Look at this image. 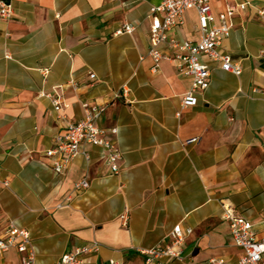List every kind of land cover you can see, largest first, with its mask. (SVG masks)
<instances>
[{"label":"crops","instance_id":"obj_1","mask_svg":"<svg viewBox=\"0 0 264 264\" xmlns=\"http://www.w3.org/2000/svg\"><path fill=\"white\" fill-rule=\"evenodd\" d=\"M0 2L14 10L10 20L0 18V237L12 223L28 231L36 264H60L94 243L100 250L87 264H145L142 251L166 244L180 225L192 230L182 258L163 264H238L243 252L224 206L258 230L264 218V0L212 1L216 14L250 4L232 18L221 46L242 74L210 63L209 88L185 109L192 81L168 61L154 69L148 56L149 11L162 0ZM125 24L136 26L133 34L116 35ZM173 35L199 39L196 10ZM46 95L60 100V114ZM83 101L107 105L98 124L122 152L118 174L92 145L84 147L90 160L78 156L63 176L43 165L65 131L60 115L78 122ZM193 137L199 142L187 145ZM82 179L89 188L75 191ZM21 257L12 248L0 264H21Z\"/></svg>","mask_w":264,"mask_h":264},{"label":"built area","instance_id":"obj_2","mask_svg":"<svg viewBox=\"0 0 264 264\" xmlns=\"http://www.w3.org/2000/svg\"><path fill=\"white\" fill-rule=\"evenodd\" d=\"M213 0H162L159 5L152 6L149 11L151 19L150 47L148 56L154 62V69H158L161 61L172 63L182 76L192 81L191 88L183 96L181 106L183 109L193 107L198 103L197 94L207 90L211 83L210 63H217L220 68L235 76L242 74L239 63L233 62L231 56L221 49L222 43L230 36L232 18L239 12L245 11L250 4H229L226 10L216 14L212 7ZM130 4L137 0H126ZM194 9L198 16L199 39L195 42L179 40L174 35V30L184 24V15L188 10ZM264 15V10L259 12ZM14 15L10 4L0 2V18L10 20ZM136 26L125 24L116 32L119 34H133ZM89 79L96 80L95 74H89ZM76 88V82H71ZM126 95V90L117 92L114 99ZM50 98L54 110L60 114L61 103L58 98L46 95ZM84 111L83 118L78 122H71L65 116L60 119L66 124L65 131L54 139L53 147L45 152L48 163L43 165L52 168L58 176H63L68 165L78 156L90 160L85 146H98L103 149V156L109 170L113 174L120 172L119 162L122 152L115 141L110 139V133L98 124L107 105L81 102ZM181 113L178 112L177 116ZM111 134L118 130L112 129ZM199 142V137H193L186 141L187 145ZM7 185V184H6ZM75 191L89 188L87 179L78 181ZM121 220L127 224L128 210L121 215ZM223 219L229 223L230 231L235 246L243 252L238 264H264V218L259 223V230L255 224L243 217L235 216L229 207L224 206ZM192 234V230H184L177 225L169 235V241L163 246H158L142 251L145 256V264H163L164 259L182 258L186 238ZM15 249L22 255L21 264H36V253L32 246L31 236L28 231L10 224L0 237V253ZM100 250L98 243L91 246H81L74 251L65 254L60 264H87L88 255ZM108 264H122L111 260ZM210 264H227L223 259H213Z\"/></svg>","mask_w":264,"mask_h":264}]
</instances>
